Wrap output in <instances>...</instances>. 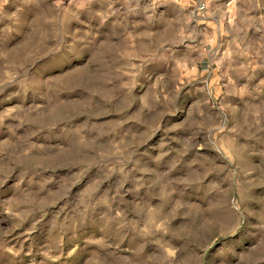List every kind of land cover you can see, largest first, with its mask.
Here are the masks:
<instances>
[{"label": "rangeland", "instance_id": "374dc122", "mask_svg": "<svg viewBox=\"0 0 264 264\" xmlns=\"http://www.w3.org/2000/svg\"><path fill=\"white\" fill-rule=\"evenodd\" d=\"M0 264H264V0H0Z\"/></svg>", "mask_w": 264, "mask_h": 264}]
</instances>
